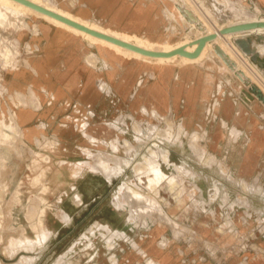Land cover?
I'll use <instances>...</instances> for the list:
<instances>
[{
    "label": "rangeland",
    "instance_id": "1",
    "mask_svg": "<svg viewBox=\"0 0 264 264\" xmlns=\"http://www.w3.org/2000/svg\"><path fill=\"white\" fill-rule=\"evenodd\" d=\"M47 1L98 26L168 45L195 40L200 31V19V23L204 21L203 24L210 28L237 19L232 11L233 7L248 14L264 16V6L259 0L255 1L261 11L254 10L248 0H93L86 2L87 4L78 0ZM247 3L250 6L244 7ZM86 5L93 10L90 18L76 12V6ZM174 5L179 10L184 9V6L193 9L195 16L181 21L173 12ZM0 12L5 13L0 16V264H25L27 260H32L30 256H33V260L36 259L37 253L31 252L34 251L32 239L35 236L30 232L29 225L37 230L44 215L48 222H43L45 225L48 223L50 230L57 226L56 222L51 221L52 217L58 218L64 229L61 231L63 235H48L47 239L44 235L48 249L42 253L38 264H124L119 254L122 247L132 249V244H139L129 236L121 238L117 232L112 233V237L106 236V231L98 235L102 229L106 230V226L102 224H97V229L93 228L91 233L88 232L90 234L84 236L80 232L82 229H89L88 221L83 222L85 224H82V229L71 228L72 219L67 214L66 207L55 203L57 193L50 184V181L56 180L58 159L63 154L59 150L58 139L49 133L32 142L26 140L23 128L18 124V116L22 115L23 108L36 102L33 94H36L35 90L40 91L42 88L49 91V96H55L61 106L68 101L79 103L82 96L88 99L85 91L88 83L78 76L69 75L71 64L76 69L91 71L95 75L92 85L100 93L99 88L105 83L101 77L107 72L113 71L116 74L117 84H120L123 77H128L134 79L135 83L139 80L138 88H142L150 86L156 80L153 70L159 72L162 67L179 70L188 64L202 68V62L174 59L167 63H157L118 52L105 43L55 25L30 11L14 13L0 4ZM191 23L196 25L192 26ZM52 32H57L59 36ZM252 35L249 49L252 51L257 48L264 53V33ZM61 39L64 40L60 42ZM58 45V61H53L49 57L56 52ZM233 46L238 58L244 60L250 69L241 79L236 72L239 69L228 67L214 54L212 48L208 49L206 55L212 53L216 60L219 59L227 70L239 78L247 90L252 82L264 86V63L261 66L254 63L241 53L236 44ZM108 86L110 92L105 88L106 91L96 99V106L102 107L103 101H106L109 111L112 110L109 119L119 120L122 116L121 92L115 83ZM78 88L81 92L72 94ZM90 102L93 103L92 100ZM109 111L107 114H110ZM95 112L97 117H105L104 109L95 108ZM167 120L170 127L163 118L156 121L159 126L158 134L168 136L170 140L166 142L173 150L168 153L151 147L142 159L141 165L145 170L143 180L131 175L123 179L125 182L132 180L148 183L168 179L174 182L190 179L191 172L188 168L200 163L197 157L188 152L183 153L179 148L180 136L183 138V134L187 133L184 126L175 124L171 117ZM208 160L209 165L215 159L212 157ZM220 165L224 166L223 163ZM229 175L227 171L219 174L204 173L203 177L210 184L205 198L198 195L179 201L178 197L184 190L166 189L162 193L175 197L172 202L164 200L159 205L147 203L127 207L132 210L139 207L145 214L147 221H138L144 231H149L154 226L163 227L165 232L158 240L162 242L164 249L181 245L182 249L189 250L190 257L196 259V264H264V191L255 193L249 190L244 181L245 187L231 188L227 184L231 180ZM224 181V184L219 183ZM143 190L148 192L147 188H128L124 192L133 191L142 197L138 191ZM254 209L257 213L256 222L248 215ZM148 213L151 216H147ZM24 214L29 221L21 220ZM184 227L190 228V232L184 234ZM254 230H260L257 236ZM138 249L145 251L143 244ZM146 253L140 254L135 250L134 262L128 264H160L150 259Z\"/></svg>",
    "mask_w": 264,
    "mask_h": 264
},
{
    "label": "crops",
    "instance_id": "2",
    "mask_svg": "<svg viewBox=\"0 0 264 264\" xmlns=\"http://www.w3.org/2000/svg\"><path fill=\"white\" fill-rule=\"evenodd\" d=\"M90 1L93 0H78L80 3ZM259 2L264 6V0ZM246 6L250 5L244 4ZM76 7V12L87 18L93 14L92 8L87 5ZM52 33L59 36L57 32ZM59 45L49 57L53 61H58ZM215 58L212 53L201 58L202 68L188 64L179 70L169 67H162L159 72L153 70L156 80L142 88H138L139 80L135 83L134 79L123 77L117 84L113 71L105 73L101 77L105 83L100 86V93L105 92V88L110 92L108 85L112 83L121 92L122 116L115 121L109 119L112 110L109 111L106 101H103L102 107L96 106V99L101 94L92 85L95 75L82 68L76 69L71 64L69 75L78 76L88 83V89H84L88 99L82 96L79 103L68 101L61 106V102L55 96H49L45 88L40 91L34 89L36 102L23 108L22 115L18 116V124L23 128L26 140L32 142L49 133L58 139L59 150L63 154L58 159L56 180L50 181V184L57 193L55 203L66 207L72 219L71 228L82 229L83 222L88 221L89 229L80 232L84 236L90 234L93 228L97 229V224H102L106 230L102 229L98 235L106 231V236L112 237V233L117 232L121 238L129 236L139 244H132V249L122 247L119 254L124 264L134 262L135 250L140 254L147 252L150 259L160 264H196L189 250L182 249L181 245L164 249L158 240L165 232L163 227L154 226L144 231L138 221H147L145 214L139 207L132 210L131 206L147 203L159 205L164 200L172 202L175 197L162 193L166 189L184 190L181 196H176L179 201L198 195L205 198L210 184L203 174L209 172L219 174L227 171L231 177L227 184L231 188L245 187L244 181L249 190L255 193L264 191V104ZM80 92L78 88L72 94ZM95 108L104 109L105 117H97ZM107 110L110 114H107ZM168 117L175 124H182L187 131L179 139L181 151L197 157L200 164L188 168L191 172L188 181L125 182L123 179L131 175L143 180L145 170L141 164L148 149L157 147L168 153L173 150L167 143L170 140L168 136L158 134L159 126L156 123L163 118L170 127ZM212 157L215 160L208 165V159ZM219 183L224 184L225 181ZM144 187L148 192L138 191L142 197L133 191L124 192L128 188L141 190ZM248 215L256 222L255 209ZM44 217H41L42 224L37 230L29 225L30 232L35 236L32 239L34 251L31 252L37 255L35 260L30 256L32 260H27L25 264H38L42 253L48 249V245H45L48 235H60L64 229L60 220L52 217L51 221L56 222L57 226L50 230L48 223L45 225L43 222H48V218ZM21 220L29 221V218L24 214ZM259 231H255L256 236ZM183 232L187 234L190 228L184 227ZM141 244L146 252L138 249Z\"/></svg>",
    "mask_w": 264,
    "mask_h": 264
},
{
    "label": "bare ground",
    "instance_id": "3",
    "mask_svg": "<svg viewBox=\"0 0 264 264\" xmlns=\"http://www.w3.org/2000/svg\"><path fill=\"white\" fill-rule=\"evenodd\" d=\"M32 1L36 2V3L40 4V5H43L45 7H48L50 9L54 10V11H57V12L65 15V16H67L69 18H72L73 20H76V21L88 26V27H91V28L96 29L98 31L104 32L106 34H110L112 36H115V37L120 38L122 40H125L127 42L134 43V44H136V45H138L140 47H143V48H146V49H149V50L171 51V50H173L175 48H178L180 46H186V48L188 50L192 51V50H194L197 47V44L194 42V40L193 41H187V42H177V43H175L173 45L160 44V43L157 44V43L151 42L148 39H144V38H141V37L133 35V34H126V33H121V32H118V31H113V30H110L108 28H104V27L98 26V25H96L94 23H90V21L88 22L87 20H85V19H83V18H81L79 16H76V15H74L72 13H69V12H67V11H65L63 9L58 8L56 5L51 4L47 0H32ZM0 4L5 6V8L7 10H9L11 12H14V13H19V12L25 11V10L26 11H30V12H32V13L40 16V17H43L45 20H47L49 22H52L55 25H58V26H61V27H65L66 29H68V30H70V31H72L74 33L82 34L84 36H87L89 39H91L93 41H98V42L105 43V44L113 47L118 52H122V53H125L127 55H136V56H138L140 58H143V59H146V60H149V61H155L157 63H167V62H170V61H172L174 59H181L182 61H199L201 58H203L206 55V53L208 52V49L212 48V50H213V52H214V54L216 56H219L222 59V61L225 64L228 65V67H230V68L233 67L234 69L238 68L239 70H236V72H241V75H243L244 73L246 75L248 73V71H250V69L248 68L247 63L243 62L244 60H241L240 58H238V55L236 54L235 50L233 49L234 48L233 45H235L234 39L238 38V37L245 38V40H246V42L248 44V48H250L249 41L252 40V36H253L252 34L253 33H255V34L264 33V27L261 26V27H257V28L251 29V30L237 31V32H230V33H226V34H220L219 30L221 28H224V27L236 24V23H240V22H255V21L264 20V16L260 17L259 15L257 16V15H254V14H248V13H245L241 9H236L235 7H233L232 11H234L235 16H237V19L231 20L228 23H226L224 25H221L219 27L217 26V27H214V28H210L209 25L207 26V25L203 24V23H205L204 21H203V23H200V20H201L200 18L201 17H198L200 19L199 22H198V26L200 28V31L198 32V36L195 38V40L200 38L201 36H203L205 34H210V33L218 31V36L215 39H212V40H209V41L206 42V45L203 48V50L201 51L199 56H197L195 58H190V57H187V56H184V55L175 54L173 56H168V57H166V56L154 57V56L142 54V53L137 52L135 50H132V49L123 47V46H121L119 44H116V43H113L111 41H108V40H106L104 38L92 35V34L86 32L84 30L78 29V28H76V27H74V26H72L70 24H67V23H65V22H63V21H61V20H59V19H57L55 17H52V16H50V15H48L46 13L40 12L38 10H35L34 8H32L30 6H27V5H25V4L21 3V2L16 1V0H0ZM183 8L184 9H182V10L180 9L179 10L174 5L173 12H174L175 16L178 19H180L181 21H185V19L190 20L191 16H195V12H194L193 9L187 8L185 6ZM2 15H5V13L4 12H0V16H2ZM191 24H192V26L196 25L194 23H191ZM232 42H233V44H232ZM253 46H255V45H253ZM236 47L239 49V47L237 45H236ZM241 53H244V52L241 51ZM252 54H255V62L258 65H260V64L262 65V63H264V53H262V51H259V49L256 48L255 50H252ZM251 85H256L258 88H260L264 92V86H262L260 83L252 82ZM255 96H256V94H255ZM177 167H178V165H177ZM153 170H154V168H153ZM154 173H155V171H154ZM162 175H164V174H162ZM158 177H159V175H158ZM40 224H41V222H40ZM154 249H157V248H154ZM158 253H160V252H158Z\"/></svg>",
    "mask_w": 264,
    "mask_h": 264
},
{
    "label": "water",
    "instance_id": "4",
    "mask_svg": "<svg viewBox=\"0 0 264 264\" xmlns=\"http://www.w3.org/2000/svg\"><path fill=\"white\" fill-rule=\"evenodd\" d=\"M18 2H21L27 6H30L32 8H34L35 10H38L40 12L46 13L52 17H55L67 24H70L78 29L84 30L92 35L104 38L108 41H111L113 43L119 44L123 47L135 50L137 52H140L142 54H146V55H150V56H154V57H158V56H173L175 54H180V55H184L190 58H195L197 56L200 55L201 51L203 50V48L206 45V42L212 39H215L218 36V31L210 33V34H205L203 36H201L200 38L194 40V42L197 44V47L194 50H188L186 48V46H180L178 48H175L171 51H157V50H149L143 47H140L134 43L131 42H127L125 40H122L120 38H117L115 36H112L110 34H106L104 32L98 31L96 29H93L91 27H88L76 20H73L72 18H69L57 11H54L48 7H45L43 5H40L36 2H33L32 0H16ZM264 27V20L261 21H255V22H240V23H236L224 28H221L219 30L220 34H226V33H230V32H237V31H245V30H251L257 27ZM234 43L239 47V49L244 52L245 55H247L251 61L255 62V54H252V51L248 48V44L245 40V38L243 37H238L234 39ZM232 69H234L233 67H231ZM237 75L240 77H242L241 72H237ZM249 91L251 93L256 94V97L261 100L264 103V92L258 88L256 85H251L249 87Z\"/></svg>",
    "mask_w": 264,
    "mask_h": 264
},
{
    "label": "built area",
    "instance_id": "5",
    "mask_svg": "<svg viewBox=\"0 0 264 264\" xmlns=\"http://www.w3.org/2000/svg\"><path fill=\"white\" fill-rule=\"evenodd\" d=\"M243 1H247V0H243ZM249 2L252 3L253 5V9L256 10V11H261L259 5H257L256 1L255 0H248Z\"/></svg>",
    "mask_w": 264,
    "mask_h": 264
}]
</instances>
